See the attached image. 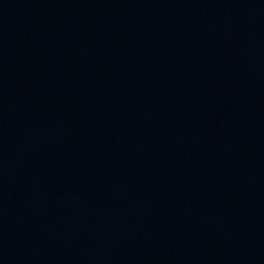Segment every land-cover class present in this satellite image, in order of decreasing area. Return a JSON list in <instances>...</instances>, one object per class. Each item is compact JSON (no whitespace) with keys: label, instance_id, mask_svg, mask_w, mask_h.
Here are the masks:
<instances>
[{"label":"water","instance_id":"95a60500","mask_svg":"<svg viewBox=\"0 0 264 264\" xmlns=\"http://www.w3.org/2000/svg\"><path fill=\"white\" fill-rule=\"evenodd\" d=\"M0 264H264V0H0Z\"/></svg>","mask_w":264,"mask_h":264}]
</instances>
